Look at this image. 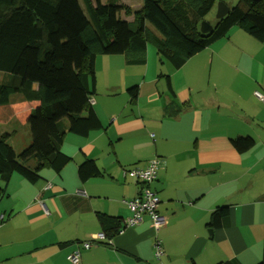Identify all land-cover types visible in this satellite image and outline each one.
<instances>
[{"label": "crops", "instance_id": "1", "mask_svg": "<svg viewBox=\"0 0 264 264\" xmlns=\"http://www.w3.org/2000/svg\"><path fill=\"white\" fill-rule=\"evenodd\" d=\"M120 3L131 11L120 15L129 22L143 7V0ZM137 56L128 52V56L97 57L90 106L102 129L81 137L70 133L68 120L64 121L61 150L71 160L60 173L44 167L36 183L13 174L5 185L0 202V215H5L0 221V264H72L67 258L77 249L80 264H258L262 260L264 102L255 93L264 94V43L234 27L180 69L162 62L148 46L143 78L137 72L130 74L133 66L141 64L128 59ZM133 87H138L135 102L128 93ZM19 98L0 106V118L9 126L18 120L22 105V126L28 130V116L40 102ZM172 101L180 108L177 114L167 110ZM246 138L255 144L239 152L233 142ZM30 143L27 131L22 149ZM155 158L162 164L151 188L160 198L158 210L167 223L155 232L145 216L139 224L125 227L131 216L125 201L141 192L140 183L125 172L146 168ZM87 160L95 161L101 177L79 178L78 168ZM29 163L31 168L37 166L33 160ZM0 186H4L1 179ZM223 206L230 209L229 226L210 227L212 214ZM101 215L117 222L118 233L84 249V242L106 232ZM157 240L164 251L160 259L154 253Z\"/></svg>", "mask_w": 264, "mask_h": 264}, {"label": "trees", "instance_id": "2", "mask_svg": "<svg viewBox=\"0 0 264 264\" xmlns=\"http://www.w3.org/2000/svg\"><path fill=\"white\" fill-rule=\"evenodd\" d=\"M220 1L230 8L223 19L216 20L208 34L200 32V24ZM130 14L120 0H0V106L7 105L13 94L40 105L28 116L26 125L31 143L20 151L8 143L11 135L0 134V202L5 185L13 174L30 183L40 179V168L60 173L70 162L62 152L65 138L64 121L70 133L88 137L102 129L90 106L96 90L95 63L98 56L138 54L129 63H145L151 44L161 61L180 69L188 59L201 53L228 35L234 27L264 43V0H143V7L133 13L131 22L120 15ZM169 92L174 98L170 78ZM36 87V89H35ZM132 102L138 87L128 90ZM168 112L177 114L175 101ZM239 152L251 149L252 138L234 141ZM33 160L35 168L29 166ZM82 181L102 176L95 161L87 160L78 168ZM108 238L117 233V222L100 217ZM230 209L219 207L209 226H229ZM264 247V244H263ZM264 264V249L262 260Z\"/></svg>", "mask_w": 264, "mask_h": 264}, {"label": "built area", "instance_id": "3", "mask_svg": "<svg viewBox=\"0 0 264 264\" xmlns=\"http://www.w3.org/2000/svg\"><path fill=\"white\" fill-rule=\"evenodd\" d=\"M255 97L264 102L263 93L256 92ZM161 164V160L155 158L149 162L146 168H133L125 172V175L136 179L141 185L140 194L131 201H125L131 211V216L125 221V227H133L139 224L145 216L150 217L152 221V227L155 232H158L166 225V218L158 210L160 198L158 197V194L151 188V183H153L157 178ZM4 219L5 215L1 214L0 221H3ZM104 241H108L107 236L104 232H100L94 235L90 240L84 242L82 246L84 249L88 250L94 246H97L98 243ZM154 253L157 259H160L164 255L160 240H157L156 242ZM67 259L72 264H80V249H77L69 254Z\"/></svg>", "mask_w": 264, "mask_h": 264}, {"label": "rangeland", "instance_id": "4", "mask_svg": "<svg viewBox=\"0 0 264 264\" xmlns=\"http://www.w3.org/2000/svg\"><path fill=\"white\" fill-rule=\"evenodd\" d=\"M227 1L230 5H236L238 2V0H227ZM102 2L104 3L105 0H102ZM218 3L214 7V9L206 16V18L204 20V21L208 22L209 24H211L212 26H214L216 23V13H217ZM135 4L137 6H139L138 2L137 3L135 2ZM137 6H135V8H138ZM230 32H231V30H230ZM149 47L152 48L157 54V51H156L154 46H152L150 44ZM164 61H166V60H164ZM166 65H169L168 62H166ZM131 71L132 72L130 74H134L137 72L139 75L141 74L142 78H143L145 66L142 64L133 66V68H131ZM3 78H4V74L0 73V83L2 82ZM142 78H139V80H141ZM163 80L164 79H162V81ZM164 81H163V83H165ZM136 86H138V85H136ZM19 97H20L19 94H13L11 97L12 102L16 103L20 99ZM18 111L19 112L16 113V117H17V119H18L17 121L19 123L16 120H14L13 121L14 123L10 124L9 126H6L4 124L5 119L0 118V132H4V131L10 132L11 137H10V140L8 141V143L12 146L14 145L13 147H15L17 150H19V149L22 150V143H23L24 136L26 135L27 131H29V130H27L26 128H23V126H22V105L19 106Z\"/></svg>", "mask_w": 264, "mask_h": 264}, {"label": "water", "instance_id": "5", "mask_svg": "<svg viewBox=\"0 0 264 264\" xmlns=\"http://www.w3.org/2000/svg\"><path fill=\"white\" fill-rule=\"evenodd\" d=\"M231 11V8L223 1H220L217 5V13H216V19L220 20L223 19L225 16H227ZM214 29V27L209 24L206 21H202L201 25H200V32L202 34H208L210 32H212V30ZM212 230L209 231V233L212 234Z\"/></svg>", "mask_w": 264, "mask_h": 264}]
</instances>
